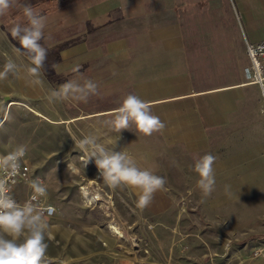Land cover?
Returning <instances> with one entry per match:
<instances>
[{"label":"crops","instance_id":"crops-1","mask_svg":"<svg viewBox=\"0 0 264 264\" xmlns=\"http://www.w3.org/2000/svg\"><path fill=\"white\" fill-rule=\"evenodd\" d=\"M60 1L63 7L41 12L48 17L41 43L54 49V70L64 83L80 65L85 78L99 83V95L87 104L63 102L59 111L48 101L52 80L40 76L39 85L28 86L20 79L35 100L32 112L69 126L93 119L104 138L101 122L128 94L151 102L165 131L152 137L124 131L117 145L142 149L134 154L137 164H160L155 174L167 180L145 213H180L182 226L196 229L197 244L204 228L213 229L212 240L219 235L226 251L222 264H264L245 252L264 247V108L245 75L246 43L264 41V0H40L35 6ZM110 132L113 147L119 134ZM208 153L217 158V183L204 197L192 167ZM30 190L25 183L16 194L25 199ZM235 242L244 246L237 250ZM214 256L207 264H217Z\"/></svg>","mask_w":264,"mask_h":264},{"label":"rangeland","instance_id":"rangeland-1","mask_svg":"<svg viewBox=\"0 0 264 264\" xmlns=\"http://www.w3.org/2000/svg\"><path fill=\"white\" fill-rule=\"evenodd\" d=\"M39 1L22 0L34 7ZM53 7L61 8L63 2L36 5L39 12ZM17 14L14 11L12 17L0 19V70L7 57L22 68L29 63L27 57L13 51V46L20 47L11 37L12 20ZM52 50H48L41 79L43 81L44 76L52 80L56 87L64 83V77L55 73ZM21 88L18 78L10 76L8 81L0 82V120L6 115L10 117L0 130V152L5 155L17 144H26L28 152L24 160L33 176L47 186L44 202L57 208V213L49 218L50 236L45 240L49 245L47 255L53 264H207L214 254L217 264L226 260L222 255L226 254L223 240H218L219 235L212 240L213 229L204 228L203 231L210 233L205 236L203 232L202 241L198 240L197 244L196 229L191 223L183 227L180 213L173 211L152 217L136 207L129 189L112 190L104 185L94 162L84 166L83 153L75 147L71 137L97 135L93 119L82 126H69L60 118L51 120L48 116H38L32 112L35 100L30 90ZM56 103L53 102V108L63 110V103ZM107 130L104 126V138L99 137L101 142L110 141L111 132ZM106 147L111 148V143H106ZM126 150L133 158L143 151L137 149L134 153V149L127 147ZM156 151L159 153V149ZM149 166L154 172V167L159 171L160 164ZM116 229L120 234L115 233ZM218 231L223 234L221 229ZM232 246L238 250L244 243L235 242ZM256 249L257 246L247 247L245 252L256 256ZM206 253L209 258L198 260Z\"/></svg>","mask_w":264,"mask_h":264},{"label":"clouds","instance_id":"clouds-1","mask_svg":"<svg viewBox=\"0 0 264 264\" xmlns=\"http://www.w3.org/2000/svg\"><path fill=\"white\" fill-rule=\"evenodd\" d=\"M14 11L19 14L12 20L11 37L18 41L20 47L13 46V51L27 57L29 64L22 68L7 57L3 70H0V82L8 81L11 76L24 79L28 86L39 85L49 50L45 43H41L46 40L48 17L37 11L36 6L22 0H0V19L12 17ZM53 67L56 69L57 65ZM72 72L75 74L72 79L50 89L49 103L71 101L87 104L90 98L99 95V83L85 78L80 65L74 66ZM261 95H264V89H261ZM9 119L6 115L0 120V129ZM101 123L109 131L119 134L116 144L106 147V143L111 141L101 142L97 135L92 134L79 139L72 136L75 147L83 153L81 160L85 167L94 162L98 176L109 189L135 192L136 207L144 211L153 204L157 192L166 191L167 180L152 169L139 166L126 147L120 151L116 148L124 131L134 130L145 137H152L162 134L167 125L152 111L151 102L135 94H128L120 107ZM27 152L26 144H17L7 154L0 155V264H53L47 255L49 245L45 240L50 236L49 218L57 213V208L43 204L48 195L46 184L40 178L29 180L31 195L23 203L12 194ZM216 159L208 153L196 159L192 167L199 176L197 187L204 197L211 196L216 190Z\"/></svg>","mask_w":264,"mask_h":264},{"label":"built area","instance_id":"built-area-1","mask_svg":"<svg viewBox=\"0 0 264 264\" xmlns=\"http://www.w3.org/2000/svg\"><path fill=\"white\" fill-rule=\"evenodd\" d=\"M245 52L248 59V66L245 69V75L248 82L255 85L259 89L261 102L264 108V95H261V89H264V41L245 45ZM33 173L25 160L21 164V174L16 178V183L13 185V196L14 198L23 203L31 195V190L25 199H20L16 194V189L18 186L28 183L32 180ZM43 204L46 206L44 199ZM54 216V215H53ZM256 253L264 261V247L258 249Z\"/></svg>","mask_w":264,"mask_h":264},{"label":"bare ground","instance_id":"bare-ground-1","mask_svg":"<svg viewBox=\"0 0 264 264\" xmlns=\"http://www.w3.org/2000/svg\"><path fill=\"white\" fill-rule=\"evenodd\" d=\"M112 229H114V228H112ZM120 231V230H119ZM119 231H117V229L115 230V233H117V234H120V232ZM122 233V232H121Z\"/></svg>","mask_w":264,"mask_h":264}]
</instances>
